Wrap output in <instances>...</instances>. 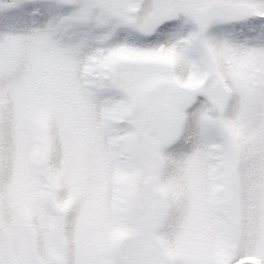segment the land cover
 <instances>
[{
	"label": "snow or ice",
	"instance_id": "snow-or-ice-1",
	"mask_svg": "<svg viewBox=\"0 0 264 264\" xmlns=\"http://www.w3.org/2000/svg\"><path fill=\"white\" fill-rule=\"evenodd\" d=\"M0 264H264V0H0Z\"/></svg>",
	"mask_w": 264,
	"mask_h": 264
}]
</instances>
